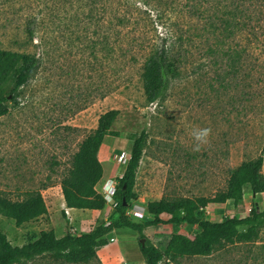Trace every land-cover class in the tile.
Segmentation results:
<instances>
[{"label": "rangeland", "instance_id": "rangeland-1", "mask_svg": "<svg viewBox=\"0 0 264 264\" xmlns=\"http://www.w3.org/2000/svg\"><path fill=\"white\" fill-rule=\"evenodd\" d=\"M146 1L103 5L92 0H0V48L40 58L37 72L19 89L18 103L0 116V192L16 200L26 191L52 187V195L60 196L59 183L72 155L96 128L99 116L111 109L120 111L112 125L119 136H105L98 152L103 174L96 189L107 200L105 208H61L52 221L46 215L20 225L0 215V229L12 244L21 245L28 234L41 230L52 229L59 237L107 224L116 215L111 195L128 160L131 136L143 129L147 143L134 198L126 210L135 221L150 218L145 205L160 198H212L225 189L229 168L258 154L264 158V97L257 95L259 83H264L253 73L247 82L239 75L216 74L207 54L213 38L201 27L203 19L199 22L179 12L181 0ZM116 13L126 14L124 26L117 25ZM29 19H35L31 39L25 32ZM251 22L254 25V17ZM117 29L120 46L115 51ZM174 31L186 34L185 64L163 99L150 103L144 95L142 65L150 48L171 41ZM240 41L237 38L234 44ZM246 92L254 93V98L245 102ZM205 127L211 129L209 142L193 151L191 133ZM252 206L264 209V192L253 194L246 185L238 205L210 201L206 217L212 221L243 217ZM161 217L170 219L167 214ZM197 231V226L184 223L148 226L144 237L130 228L114 229L97 250L99 261L89 264H145L141 241L163 247L172 233L193 237ZM18 264L75 263L44 254ZM159 264H264V224L254 241Z\"/></svg>", "mask_w": 264, "mask_h": 264}, {"label": "trees", "instance_id": "trees-1", "mask_svg": "<svg viewBox=\"0 0 264 264\" xmlns=\"http://www.w3.org/2000/svg\"><path fill=\"white\" fill-rule=\"evenodd\" d=\"M92 1H99L103 5L115 3V0ZM179 12L199 22L204 20L201 27L213 38V44L207 46V54L216 74L225 78L239 75L242 82H247L253 73L254 77L256 75L264 83V0H181ZM253 17L254 25L251 22ZM115 18L117 25L122 26L128 20L124 13H116ZM34 22L35 19H29L26 23L25 32L29 39L34 35ZM178 33L174 31L171 41L165 40L150 48L145 56L141 79L144 95L150 103L163 99L171 81L181 75L187 57L183 47L186 34ZM117 34V43L113 48L115 51L120 46L118 42L121 33L118 29ZM237 38H241V41L235 45L234 40ZM247 38L259 40V43L254 44ZM39 66L40 58L35 54L0 48V116L9 111L10 105L18 103L19 89L31 79ZM259 84L257 95L264 97V84ZM253 96L254 93L251 95L246 92L243 100H252ZM119 113L117 109L102 113L96 128L72 155L70 165L59 183L67 207L88 210L105 208L107 200L96 189L103 174L98 152L105 136H119V132L112 129ZM147 138L144 129L131 136L128 160L111 195L116 215L107 224L78 235L67 232L59 237L52 229L41 230L37 234H28L27 241L21 245L12 244L0 229V264H18L44 254L75 264L99 261L97 250L106 245L105 235L119 228H130L144 237V230L148 226L184 223L198 227L193 237L172 233L163 247L152 244L148 239L141 241L139 248L145 264H159L163 259L177 262L185 256H208L226 244L251 242L258 238L264 224V209L258 211L252 206L247 216L233 215L212 221L207 219L205 207L210 201L230 200L238 205L246 185L253 194L263 193L262 154L229 168L225 189L212 198H160L146 203L145 211L151 215L150 218L142 221L129 218L126 210L134 198L137 169ZM46 213V204L39 189L26 191L23 198L16 200L4 191L0 192V215L13 219L16 225L35 220ZM162 214L169 215L170 219H162Z\"/></svg>", "mask_w": 264, "mask_h": 264}, {"label": "crops", "instance_id": "crops-1", "mask_svg": "<svg viewBox=\"0 0 264 264\" xmlns=\"http://www.w3.org/2000/svg\"><path fill=\"white\" fill-rule=\"evenodd\" d=\"M51 188L52 187H48L46 189H44V188L40 189V191H43L42 195H43L44 202L46 204L47 213L38 217V218H41V217L47 215V216H49L50 220L52 221L54 214L57 213V210L60 211L61 208H65L66 210H71V211L77 210L76 208H69L65 205V201H64V198L62 196V192L60 193V196H58V197H56L55 195H52V192L50 191ZM42 189H44V190H42ZM60 190H61V188H60ZM45 193H46L47 198L45 197Z\"/></svg>", "mask_w": 264, "mask_h": 264}, {"label": "clouds", "instance_id": "clouds-1", "mask_svg": "<svg viewBox=\"0 0 264 264\" xmlns=\"http://www.w3.org/2000/svg\"><path fill=\"white\" fill-rule=\"evenodd\" d=\"M191 135L195 140V145L193 147V151H200L201 147L209 142V138L211 136L210 128H195L193 129Z\"/></svg>", "mask_w": 264, "mask_h": 264}, {"label": "water", "instance_id": "water-1", "mask_svg": "<svg viewBox=\"0 0 264 264\" xmlns=\"http://www.w3.org/2000/svg\"><path fill=\"white\" fill-rule=\"evenodd\" d=\"M123 202H124V198H123Z\"/></svg>", "mask_w": 264, "mask_h": 264}, {"label": "built area", "instance_id": "built-area-1", "mask_svg": "<svg viewBox=\"0 0 264 264\" xmlns=\"http://www.w3.org/2000/svg\"><path fill=\"white\" fill-rule=\"evenodd\" d=\"M116 184V183H115ZM115 186V185H114ZM113 187V186H112Z\"/></svg>", "mask_w": 264, "mask_h": 264}]
</instances>
